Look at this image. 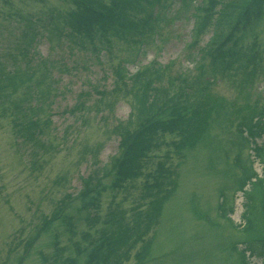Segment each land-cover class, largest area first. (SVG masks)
<instances>
[{"label": "rangeland", "instance_id": "obj_1", "mask_svg": "<svg viewBox=\"0 0 264 264\" xmlns=\"http://www.w3.org/2000/svg\"><path fill=\"white\" fill-rule=\"evenodd\" d=\"M191 1L182 9L180 0L166 8L163 0L155 6L156 20L144 36L111 39L94 53L91 48L82 50L65 34L63 14L72 8L69 0H0V264H60L64 258L87 264L84 251L103 236L119 233L129 236L118 250L120 264H137L145 247L152 260L141 264L233 263V256L226 263L223 258L238 235L229 232L226 221L218 220L222 228L217 234L188 211L189 202H195L211 215L216 192L223 189L224 205L232 208L230 222L242 225L243 198L233 192L235 174L225 171L219 158L209 167L206 149L184 157L174 147L181 139L179 132L159 133L141 161L140 174L118 188L110 185L120 129H135L143 116L137 109L141 81L131 79L135 72L151 77L149 73L158 69L161 75L151 80V88L160 95L165 89L168 96L175 95L186 80L189 97L200 96L190 89L196 83L193 65L216 27L209 18L204 32L192 33L193 6L205 1ZM239 44L255 56L243 72L212 78L208 91L245 113L264 106V9L245 27ZM247 75L250 82L244 84ZM7 76L21 79L13 93L1 90ZM25 117L39 122L40 135L32 141L18 132L25 130ZM213 126V139L229 149L232 158L233 128L224 133L226 129ZM262 140L264 135L256 143ZM252 167L263 175L259 162ZM95 174L102 182L96 206L84 211L75 199L67 208V201L85 187L83 180ZM169 189L172 196L154 215L153 201ZM61 208L60 219L65 221L53 220L50 233L43 234L45 220ZM248 259L249 264H264L260 258Z\"/></svg>", "mask_w": 264, "mask_h": 264}, {"label": "trees", "instance_id": "obj_2", "mask_svg": "<svg viewBox=\"0 0 264 264\" xmlns=\"http://www.w3.org/2000/svg\"><path fill=\"white\" fill-rule=\"evenodd\" d=\"M172 1L166 0L163 4V0H69L72 8L63 14V25L67 28L65 34L74 39L73 43L82 50L91 48L92 52L99 53L100 48H103L99 45L106 46L111 39L132 41L136 36H144L150 31L151 23L156 20L155 6L163 4L162 7L166 8ZM204 1L202 4L193 6L192 33L198 34L201 30L204 32V28L210 25L209 18L216 28L206 45L199 49V60H196L193 65L196 71L193 80L196 83L190 89L193 91L197 89L200 96L189 97L191 92L184 89L189 84L186 80H181L184 81L183 85L177 87L175 95L168 96L165 89V93L161 92V96L157 89L151 88V80L156 81L161 75L158 69L155 68L152 73H149L151 77L146 72H135L131 79L141 81L142 92L139 93L137 109L143 113V116L135 129L123 127L121 130L119 128V152L112 158L110 185L118 188L125 181L132 180L140 174L141 161L154 147V138L157 134L179 132L181 139L174 146L176 151L187 157L190 152L204 148L207 150L209 167L215 163L214 159H216V165L219 158L227 167L225 171L229 172L230 169L235 174L233 192H240L243 198L242 225L230 222L228 215L232 208L230 205L229 207L224 205L223 189L216 192L211 215L208 209L202 210L195 202H189L190 216L203 227L217 234L222 228L218 220L224 219L229 232H235L238 235L237 240L226 247L224 263L227 258L232 259V256V264H249V257L260 258L264 263V141L256 143V140L264 135V106L260 109H247L243 113L242 108L227 105L223 99L215 97L208 91L214 81L212 78L231 72H243L245 66L255 56L249 53V50H242L238 42L245 27L262 15L264 0H240L235 11L232 9L238 0H225L223 3H221L222 0ZM191 2V0H180L182 9H186L188 4H192ZM218 5H221V8L214 10ZM139 13L142 16L137 21ZM221 22L223 23L220 25ZM190 45H194V42ZM205 71L209 73L206 74ZM13 78L5 77V85L1 87V90L9 88L12 93L15 92L21 79L13 80ZM243 80L244 84L250 82V75L244 76ZM148 92L156 97L153 100L148 99ZM23 120L25 130L20 128L18 132H23L32 141L40 135L39 122L33 117H25ZM49 122V118L44 120L46 126ZM213 125L220 130L226 129L224 133H228L233 128L234 139L231 140V144L234 146L232 152L234 156L230 158L231 161H229L231 155L229 149L223 147L220 141L216 142L213 139L211 134ZM247 150L251 154H245ZM254 161L261 164L262 176L257 175L253 170ZM83 181L85 187L70 202L67 201V208L71 207V201L75 199L79 202V208L84 211L96 206L95 203L102 190L101 178L95 174ZM154 186L158 189L157 183ZM170 190L153 201L154 215L159 213L162 201L172 196L174 191ZM59 210L49 220H45L41 229L43 234H49L53 220L61 218L63 208ZM65 219L63 217L59 221L64 222ZM125 234L119 233L115 237L103 236L97 245L94 243L82 254L87 255L86 263L106 264L108 260L115 257L112 264H120L121 253L118 250L127 244L129 237ZM33 239L31 238L27 243V249ZM103 250L105 252H102ZM149 255V250L147 251L145 247L137 256V264L143 263L144 260L146 262L152 260ZM74 261V258H64L60 264H74Z\"/></svg>", "mask_w": 264, "mask_h": 264}]
</instances>
